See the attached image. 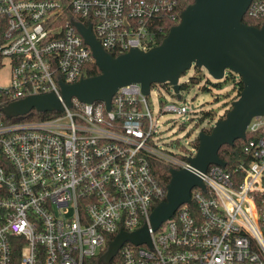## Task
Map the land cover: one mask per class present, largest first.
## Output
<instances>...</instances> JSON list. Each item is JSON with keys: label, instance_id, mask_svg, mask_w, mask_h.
Here are the masks:
<instances>
[{"label": "built area", "instance_id": "2783aa9c", "mask_svg": "<svg viewBox=\"0 0 264 264\" xmlns=\"http://www.w3.org/2000/svg\"><path fill=\"white\" fill-rule=\"evenodd\" d=\"M181 1L0 0V264H97L120 231L143 225L149 246L126 241L109 264H264V117L246 126L248 160L200 172L189 161L194 143L160 147L146 98L152 85L146 95L138 83L119 87L109 109L75 99L67 106L61 96L58 82H77L94 63L74 23L90 25L110 55L145 52L165 23L179 22ZM245 14L261 26L264 0H251ZM48 93L62 107L58 116L3 111ZM170 111L188 110L174 103L160 110ZM155 162L204 184L157 229L150 213L166 187Z\"/></svg>", "mask_w": 264, "mask_h": 264}, {"label": "water", "instance_id": "95a60500", "mask_svg": "<svg viewBox=\"0 0 264 264\" xmlns=\"http://www.w3.org/2000/svg\"><path fill=\"white\" fill-rule=\"evenodd\" d=\"M251 0H193L180 13V20L171 26L162 41L147 51L130 49L112 56L95 39L90 25L74 23L84 43L89 47L99 73L80 78L72 84L58 82L62 99L67 106L72 100L91 104L99 101L110 107L116 90L138 83L143 94L153 84H167L179 98V77L191 67L204 69L216 81L232 73L239 77L242 88L229 104L223 117L213 122L209 133L198 134L196 154L190 164L205 172L211 164L225 166L218 156L223 145L245 140L246 126L254 117H264V22L260 27L245 24L242 19ZM37 112H60L62 107L51 93L29 96L6 106L8 116ZM165 200L150 213L153 229L171 217L183 203L190 202L192 187L204 189L199 177L187 170L169 169ZM147 244L146 226L126 233L120 231L108 243L97 264H109L124 242Z\"/></svg>", "mask_w": 264, "mask_h": 264}, {"label": "rangeland", "instance_id": "374dc122", "mask_svg": "<svg viewBox=\"0 0 264 264\" xmlns=\"http://www.w3.org/2000/svg\"><path fill=\"white\" fill-rule=\"evenodd\" d=\"M189 79H196L197 82L187 83ZM238 80V76L233 74L231 77L226 73L222 80L216 81L206 70L191 67L178 79L182 85L179 98L172 94L168 85L153 84L146 98L152 117L157 120L156 134L160 147L172 152L190 149L199 132L223 117L230 102L237 97ZM218 83L220 86L215 85ZM169 103L184 105L188 111L185 114L171 111L161 113V107ZM206 112H211L212 118L200 121Z\"/></svg>", "mask_w": 264, "mask_h": 264}, {"label": "trees", "instance_id": "16d2710c", "mask_svg": "<svg viewBox=\"0 0 264 264\" xmlns=\"http://www.w3.org/2000/svg\"><path fill=\"white\" fill-rule=\"evenodd\" d=\"M193 2V0H182L179 6V13L189 4H191ZM242 21L247 24V25H252L255 27H260V23H258L257 21H253L251 20L246 14L243 16ZM175 25V23L172 22H167L164 24V29H163V33H161L158 36L157 39V44H159L162 39L165 37V35L167 34L169 28L171 26ZM113 56H116V54L112 53ZM99 73L96 65L94 63L88 64L86 66V76H94L97 75ZM229 75H231V77H233L232 73H228ZM197 80L196 79H189L187 81V83H196ZM163 86L167 87V84H162ZM217 86H220V84H215ZM182 85H180V90H181ZM242 88V83L240 80L237 81V96L239 91ZM236 98V97H235ZM234 98V99H235ZM59 113L58 112H37V111H32L30 113H28L27 115L23 116L22 119H30V120H41V119H48V118H52L55 116H58ZM213 114L211 112H206L201 118L200 121H202L203 119H207L210 120V118H212ZM211 130V126H209V128H203L201 131L204 133H209ZM250 135H247L246 140L242 141L240 139H237L233 142L232 145H223L219 151H218V156L225 162L226 164V168L230 169L232 167H234L236 164H238L239 162L243 161V160H248L247 157L245 156L244 152H243V148L246 145L247 141L250 139ZM198 145V139H196L194 141V146L197 147ZM154 172L160 182V184L163 186V188L166 187V185L169 182L170 176H169V166L166 164H162L159 162H155L154 163ZM97 259H92L87 261L85 264H96Z\"/></svg>", "mask_w": 264, "mask_h": 264}, {"label": "flooded vegetation", "instance_id": "af4514ba", "mask_svg": "<svg viewBox=\"0 0 264 264\" xmlns=\"http://www.w3.org/2000/svg\"><path fill=\"white\" fill-rule=\"evenodd\" d=\"M212 125H213V123H212ZM212 127V126H211Z\"/></svg>", "mask_w": 264, "mask_h": 264}]
</instances>
